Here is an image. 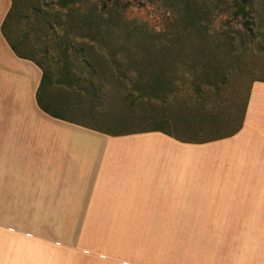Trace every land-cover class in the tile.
<instances>
[{
	"label": "crops",
	"instance_id": "obj_1",
	"mask_svg": "<svg viewBox=\"0 0 264 264\" xmlns=\"http://www.w3.org/2000/svg\"><path fill=\"white\" fill-rule=\"evenodd\" d=\"M12 5L0 0V264H183L168 235L264 234V82L233 136L98 132L40 108L44 71L3 33Z\"/></svg>",
	"mask_w": 264,
	"mask_h": 264
},
{
	"label": "rangeland",
	"instance_id": "obj_2",
	"mask_svg": "<svg viewBox=\"0 0 264 264\" xmlns=\"http://www.w3.org/2000/svg\"><path fill=\"white\" fill-rule=\"evenodd\" d=\"M247 2L246 26L233 0H15L5 33L47 73L49 112L203 141L231 132L264 82V0ZM168 236L183 264H264V234Z\"/></svg>",
	"mask_w": 264,
	"mask_h": 264
},
{
	"label": "trees",
	"instance_id": "obj_3",
	"mask_svg": "<svg viewBox=\"0 0 264 264\" xmlns=\"http://www.w3.org/2000/svg\"><path fill=\"white\" fill-rule=\"evenodd\" d=\"M13 1V5H12V9L11 11L13 10V8L15 7V0H12ZM94 1H97V0H94ZM117 4L118 3H121L122 0H114ZM247 0H233V7L235 8V11H234V16L235 17H240L245 25L247 26V22H248V18H249V15L247 13ZM11 11L9 12L7 18H6V21L4 22V25H3V33H4V36L6 37V39L8 40V42L10 43V46L12 47V49L14 50V52L21 58H27L25 56H23L21 54V52L18 50L17 46L12 43L10 41V39L6 36V33H5V26L7 24V20L11 17ZM29 59V58H27ZM159 77H162L161 74H158ZM46 79H47V73L44 71V74H43V78H42V82H41V86H40V89L38 91V95H37V101H38V104L40 106V108L50 114L51 116L55 117V118H59V119H62V117L59 115V114H56V113H50L49 110L47 109V107H45L42 103H41V89L43 88V86L45 85V82H46ZM162 81V80H161ZM161 81H158L156 85H154L153 87L155 88H160V86H162L161 84ZM245 110H246V107H245ZM245 113V111H244ZM243 121H244V114L243 116L241 117V119L239 120L238 123H236L237 125L234 126V129L229 132L227 135L225 136H218V137H214V138H211V139H208V140H203V141H184L182 140L181 138L165 131V130H162V129H155L154 131H160V132H163L164 134L178 140V141H181V142H185V143H206V142H210V141H214V140H219V139H222V138H225V137H229V136H233L234 134H236L237 132H239L243 126ZM228 125L232 124V122H235L234 119H230L228 118ZM235 124V123H234Z\"/></svg>",
	"mask_w": 264,
	"mask_h": 264
}]
</instances>
